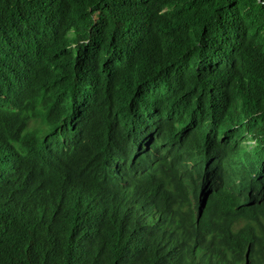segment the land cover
<instances>
[{
  "label": "trees",
  "instance_id": "obj_1",
  "mask_svg": "<svg viewBox=\"0 0 264 264\" xmlns=\"http://www.w3.org/2000/svg\"><path fill=\"white\" fill-rule=\"evenodd\" d=\"M0 264H264V0H0Z\"/></svg>",
  "mask_w": 264,
  "mask_h": 264
}]
</instances>
